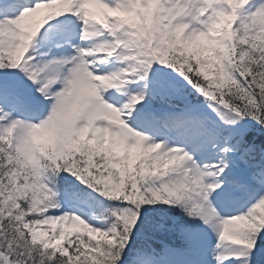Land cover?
I'll use <instances>...</instances> for the list:
<instances>
[{"label":"snow or ice","instance_id":"snow-or-ice-1","mask_svg":"<svg viewBox=\"0 0 264 264\" xmlns=\"http://www.w3.org/2000/svg\"><path fill=\"white\" fill-rule=\"evenodd\" d=\"M0 264H264V0H0Z\"/></svg>","mask_w":264,"mask_h":264}]
</instances>
